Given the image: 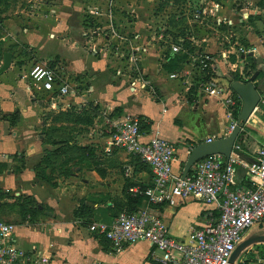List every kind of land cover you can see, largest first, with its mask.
<instances>
[{"label": "crops", "instance_id": "obj_1", "mask_svg": "<svg viewBox=\"0 0 264 264\" xmlns=\"http://www.w3.org/2000/svg\"><path fill=\"white\" fill-rule=\"evenodd\" d=\"M174 1L178 0H169ZM183 1L187 8L179 5L182 7L177 15L188 27L185 35L177 36L190 46L210 52L212 65L205 70H191L186 57L180 68L166 69L169 43L138 42L142 21L134 18L131 45L127 44L131 48L124 57L141 65L137 71L150 79L151 91L137 83L132 89L130 72L119 74L121 69L119 73L118 69H110L106 48L122 29L112 23L106 27L95 25L89 17L80 19V0H63L64 6L50 15L55 18L51 21L54 24H49L46 32L42 31L44 21L16 30L18 36H24L22 41L27 42L28 48H33L34 59H39L35 63L54 67L62 78L61 70L67 74L71 70L76 81L88 80L82 94L78 91L71 96L53 95L41 105L38 94H32L27 87L28 72L22 68L14 73V49H9V66L0 72V186L7 188L1 194L0 214L15 224V243L27 251L17 264H163L153 259L147 240L115 249L104 235L89 228L94 221L111 222L114 203L132 204L127 186L147 182L151 175L149 166L132 153L108 145L109 120L127 114L141 115L145 136L157 130L176 144L172 168L182 173L189 145L229 133L230 122L237 119L233 110L239 104L240 111L242 103L236 97L231 107L225 102L227 93L210 95L195 81L202 77L222 85L228 92L233 79L247 80L258 69L254 83L260 90V100L236 140L242 154L249 158L264 140L263 1L203 0L204 12L196 19L191 12L198 0ZM92 9L88 7L89 14ZM196 21L203 28L189 31ZM205 24L213 25L214 30L204 31ZM47 38L66 47L65 51L70 50L71 54L57 47L43 51ZM154 45L159 48L157 51ZM240 47L249 50L243 52ZM184 48L183 53L189 56L188 47ZM87 53L92 55L91 64L86 61ZM187 68L191 70L189 75L181 72ZM171 71H180L181 75L170 77ZM10 73L17 80L16 85L10 80ZM235 93L233 90L232 94ZM87 98L95 107L85 111ZM15 110L18 117L11 122L10 115ZM81 201L88 210L75 215L74 209ZM34 203L38 205L33 212L23 211L24 206L33 208ZM212 206L192 195L179 204L154 205L169 232L179 239H187L193 227L205 223ZM245 255L243 250L235 262L246 258Z\"/></svg>", "mask_w": 264, "mask_h": 264}, {"label": "built area", "instance_id": "obj_2", "mask_svg": "<svg viewBox=\"0 0 264 264\" xmlns=\"http://www.w3.org/2000/svg\"><path fill=\"white\" fill-rule=\"evenodd\" d=\"M202 4L203 0H198L197 6L192 9L195 19L204 12ZM182 6L187 8L183 0ZM166 43H169L171 53L185 51L181 36L170 38ZM240 50L246 52L249 48L240 47ZM190 52L187 58L191 70L211 67L213 56L210 52L198 48ZM190 69L181 72L189 75ZM117 71L119 73L120 69ZM179 73L171 71L168 75L177 77L181 75ZM133 76L130 83L132 89L136 83L142 89H151L150 79L141 71ZM28 79V89L38 97L43 95V99L51 100L53 95L75 93L68 80L44 62L31 64ZM195 83L210 95L227 93L225 102L231 107L236 102L235 98L240 97L237 93L232 94L230 87L227 92L222 85L202 77ZM108 122V145L137 154L150 166L152 177L147 185L135 183L128 186V191L134 196L141 195L145 204L134 210L121 209L111 222L94 221L89 228L104 235L115 249L140 239L147 240L151 245V256L163 264H227L236 244L253 225L264 221V140L249 158L242 154L241 145L235 139L228 156L221 152L207 154L194 162L190 173L187 171L182 176L181 172L172 168L176 144L157 130L145 136L138 115L127 114ZM235 125L236 120H232L228 132ZM5 191L7 188L0 186V203L1 194ZM189 195L213 206L205 223L193 227L187 239H179L169 232L154 205L179 204ZM14 227L12 221L0 214V264H17L27 254L23 247L15 243ZM255 252L234 264H264V254Z\"/></svg>", "mask_w": 264, "mask_h": 264}, {"label": "rangeland", "instance_id": "obj_3", "mask_svg": "<svg viewBox=\"0 0 264 264\" xmlns=\"http://www.w3.org/2000/svg\"><path fill=\"white\" fill-rule=\"evenodd\" d=\"M80 19L85 17L92 18L95 25L100 24L104 27L112 23L114 26L121 28V32L117 33L114 38L110 41V46L106 48V55L109 58L110 69L114 68L121 69L119 74L136 73L137 69L141 67L139 63L129 62L124 57L128 54L131 46V39L135 20L134 18H140L142 37L137 39L138 42H160L166 43L170 38L173 39L177 35H185L187 27L184 25V21L178 16L179 5H182L181 1H174L173 3L169 0H80ZM178 2V3H177ZM88 3L93 7L91 14L88 12ZM63 0H0V60L2 61L4 50L14 49V57L17 67H15L14 73L16 74L19 69H24L28 72L31 63L35 60V52L33 48H28L29 45L26 41H22L23 35L18 36L16 30H24V27L38 25L43 22V32L47 31L49 24L55 18L51 17L54 14V9H61L63 7ZM112 13V14H111ZM138 14V16H136ZM4 19L6 21H4ZM183 19V18H182ZM94 25V26H95ZM193 27L189 31L198 30L203 28L199 21L193 23ZM111 28V27H110ZM214 30L213 25L204 26L205 30ZM55 30V29H53ZM129 33V34H128ZM204 34L205 32H200ZM56 35V34H55ZM17 39V42L16 40ZM56 41V40H55ZM165 41V42H164ZM61 48L67 55L71 54L70 50L65 51L66 47L56 45L53 39L47 38L46 45L43 51H53ZM157 46L154 45V50L157 51ZM159 49V48H158ZM105 50V49H104ZM103 52V51H102ZM145 52H143L144 56ZM55 57V56H53ZM58 59V58H56ZM92 55L86 54V61L91 64ZM53 61V60H52ZM1 63V62H0ZM11 71V70H9ZM58 71V70H56ZM62 76L67 77L68 82L73 86L75 92L78 91L82 94L85 88L88 86V80L86 78L75 79V73L71 70L67 73H63ZM59 73V72H58ZM7 74V72L5 73ZM10 80L14 81L13 85H16V79L14 75L10 73ZM118 74V73H117ZM133 74V75H134ZM81 75V74H80ZM160 77H164L161 76ZM79 82V83H78ZM78 85L76 86V84ZM76 86V87H75ZM79 87V88H78ZM82 87V89H81ZM181 87V86H180ZM79 89V90H78ZM73 95L67 93L66 96ZM86 97V96H84ZM39 103L42 105L45 100L42 97L38 98ZM85 111L92 109L95 105L92 104V100L87 98L84 101ZM92 111V110H91ZM84 114H86L84 112ZM80 115H83L82 113ZM3 117V116H2ZM192 146V145H191ZM190 149V145L186 150V155ZM184 161L182 162V166ZM253 231H264V221L261 224H255L251 227L250 232ZM245 257L252 255L254 251H258L264 254V242H256L247 246L245 249Z\"/></svg>", "mask_w": 264, "mask_h": 264}, {"label": "water", "instance_id": "obj_4", "mask_svg": "<svg viewBox=\"0 0 264 264\" xmlns=\"http://www.w3.org/2000/svg\"><path fill=\"white\" fill-rule=\"evenodd\" d=\"M249 54H253V52L249 51ZM11 57V51L5 50L3 52L0 72L9 66ZM257 60H261V57H257ZM258 72V69H255L247 80L233 79L230 82L231 88L240 96L242 101L240 111L236 119V125L226 135L215 137L210 140L205 139L196 142L188 151L185 164L182 169V176L187 173L195 161L207 154L221 152L226 156L229 155L241 126L248 119L253 108L260 100V90L254 83V79L256 78ZM256 242H264V231H253L241 239L232 250L227 264H234L240 253L247 246Z\"/></svg>", "mask_w": 264, "mask_h": 264}, {"label": "trees", "instance_id": "obj_5", "mask_svg": "<svg viewBox=\"0 0 264 264\" xmlns=\"http://www.w3.org/2000/svg\"><path fill=\"white\" fill-rule=\"evenodd\" d=\"M261 1H263V3H264V0H261ZM184 44H185V46H187L188 47V50L189 51H194V49H196L194 46H190V45H188V41L185 43L184 42ZM5 51V50H4ZM10 51V50H9ZM168 59L166 60V62L164 63V67L166 68V69H168V70H173V69H178V68H180V65H181V63L186 59V57H188L187 56V53L185 52V53H183V52H179V53H176V54H171L170 52L168 53ZM43 95H40V97H42ZM241 98L239 97V100H238V102L239 103H241V100H240ZM238 113H239V104H238V107H236V109L234 108V110H233V114H234V116L235 117H237L238 116ZM18 117V110H15V111H13L12 113H11V115H10V120H11V122H13V121H15L16 120V118ZM82 117V116H81ZM139 117H140V119L142 120V116L141 115H139ZM83 119H86V116L84 117H82ZM194 145V144H193ZM82 149H83V147H81ZM134 155V157L139 161V159H140V157L137 155V154H133ZM140 161L141 162H143V163H145L144 161H142L141 159H140ZM148 165V164H147ZM149 166V165H148ZM149 168H150V166H149ZM150 170H151V168H150ZM192 171V167H190L189 168V170H188V172L190 173ZM238 173H239V171H238ZM151 177H152V171H151V175H150V178H149V180L147 181V182H136V183H139V184H141V185H147L149 182H150V179H151ZM131 184H135V183H131ZM131 184H129V185H131ZM128 185V186H129ZM128 186H127V188H126V193H127V195H128V199H129V201H131V203L132 204H126V205H123V204H121V205H116V203H114L115 205H114V207H113V213L114 214H117V212L119 211V210H121V209H127V210H134V209H136L142 202H144L143 201V197L141 196V195H132L129 191H128ZM0 205H1V203H0ZM38 205L37 203H34L33 204V208H32V206H24L23 207V211L25 212H27V211H31L32 210V212L35 210V209H37V207L36 206ZM88 210V208H87V205H86V203H84V201H81L80 202V204L77 206V208H75L74 209V214L75 215H80V213L82 214L83 212H85V211H87ZM101 236H103V235H101ZM104 237V236H103ZM253 255V254H252ZM252 255H249L248 257H250V256H252Z\"/></svg>", "mask_w": 264, "mask_h": 264}]
</instances>
